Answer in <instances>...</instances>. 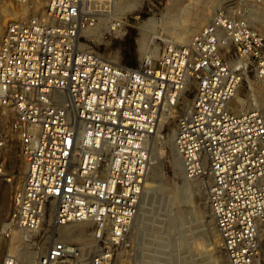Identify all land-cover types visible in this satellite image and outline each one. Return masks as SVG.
<instances>
[{
	"label": "built area",
	"instance_id": "obj_1",
	"mask_svg": "<svg viewBox=\"0 0 264 264\" xmlns=\"http://www.w3.org/2000/svg\"><path fill=\"white\" fill-rule=\"evenodd\" d=\"M115 2L47 0L44 21L14 22L0 40V110L24 163L0 226V264H26L9 249L18 232L31 248L46 232L28 264H111L131 238L160 114L176 109L190 80L174 138L184 174L203 183L228 263L264 264V116L231 109L249 72L264 84V35L248 22L264 0L218 7L185 44L168 42L137 67L79 48L100 19L121 32ZM5 147L0 130V180L11 182ZM78 222L91 224L89 243L56 238Z\"/></svg>",
	"mask_w": 264,
	"mask_h": 264
},
{
	"label": "rangeland",
	"instance_id": "obj_2",
	"mask_svg": "<svg viewBox=\"0 0 264 264\" xmlns=\"http://www.w3.org/2000/svg\"><path fill=\"white\" fill-rule=\"evenodd\" d=\"M34 1L29 0L21 4L11 0H0V40L10 24L32 20ZM116 1L118 2V0ZM234 1L236 0H211L208 6L211 5L213 9L206 11L208 17L218 7L227 4L232 5ZM46 3L47 0H44L43 11ZM204 4V0H138L135 9L125 13L116 10L113 13V19L122 18L124 22L121 32L113 33L109 28V19L103 18L102 22L99 20L97 23V31L94 35L90 34L91 37L87 38L82 34L80 42L84 44L85 50H93L99 53L108 62L137 67L145 56L138 45L141 37L140 25L143 22L152 18L155 21L154 29H148L147 50L145 49V52L151 59H157L161 55L166 42L175 43L169 35V28H178V25L180 27L181 24H184L183 19L194 12L195 6L201 8ZM253 10V16L260 15L264 20V12H261L264 10L261 6H256ZM169 16H172L175 21L168 23ZM207 21L208 19L191 24L188 39ZM258 24L254 28L258 33L264 35V27L261 28ZM106 28L108 31L105 30ZM154 48L157 49V53H152ZM250 86L254 91L258 89V91L264 92V85L254 79L253 73L249 72L248 76L242 81L236 96L241 100H245L247 97L254 100L255 92L249 90ZM195 88L196 82L191 80L188 89L180 96L176 109L171 112L170 116L168 115L167 122L161 126L158 138L154 136L148 142L150 167L145 180L147 187H150V189H147L144 201L142 200L139 203V215L133 225L130 240L118 250L111 264H229L221 249L220 242L215 247L209 235L210 229L215 225L207 203L203 183L199 179H190L185 176L183 168L182 175L176 176L173 168L175 153L173 145L177 130V117L184 111V106L191 103ZM236 96L231 103V109L241 111L242 107L236 100ZM258 109L262 111L261 106H258ZM10 118V114H2L0 110V130L6 135V147L1 150V158L5 163L6 174L12 177L11 182L0 180V226L9 209L13 191L19 185L24 171L18 139L9 130ZM152 146H155V153L152 151ZM156 157L158 159L157 171L150 172L153 159ZM180 181L197 185V190L196 188L195 191L182 189L178 183ZM199 192L200 194H198ZM170 214L174 219L168 225L167 218ZM49 224L50 222L46 221L39 234L48 229ZM83 224L84 233H89L91 226L86 225V223ZM168 226L171 228H168ZM59 230L55 233L58 239L62 238ZM38 237L39 235H34V238L37 239ZM16 241L13 240L10 250L18 255V250H22L24 247H21V241ZM29 250L36 252L35 257L41 252L40 250L37 252V245H32ZM33 258L34 256L25 261L31 262Z\"/></svg>",
	"mask_w": 264,
	"mask_h": 264
},
{
	"label": "bare ground",
	"instance_id": "obj_3",
	"mask_svg": "<svg viewBox=\"0 0 264 264\" xmlns=\"http://www.w3.org/2000/svg\"><path fill=\"white\" fill-rule=\"evenodd\" d=\"M34 2H35V5H34ZM34 2H33L34 8H32V9H34V12L32 11L33 15H31V18H32L31 21H35V22L44 21L45 20V10L44 11L42 10L43 4H44V0H35ZM116 2H115V5H114V12L117 10L120 13H125L127 11H131V10L135 9V7L138 5V0H118L117 4H116ZM204 3H205L204 6L201 7V8H196V6H195L194 10H193L194 12L190 13L185 19H183L184 24H181L180 27L178 25L177 26L178 28H174V29L169 28L170 29L169 30V32H170L169 35H171V38H173L175 43H177V44H185L189 40L188 39L189 38L188 34H189V31H190L191 24H194V23L196 24V23H198L200 21L207 20V19L209 20L210 19L211 16L208 17V14H207L206 11L210 10L211 8L213 9V7L211 5L208 6L211 3V0H204ZM261 7H262V10H264V5H262ZM253 8L251 9L250 14L248 15L249 24L253 28L258 23H259L258 24L259 27H261V28L264 27V20H262V18H261L262 16L261 17H260V15L259 16H257V15L253 16V11H254ZM261 12H264V11H261ZM181 15H183V14H181ZM169 17L170 18L167 19L168 23L169 22L172 23L173 21H175V19L172 16H169ZM100 21L102 22V19H100ZM252 21L254 22V24H253ZM154 27H155V21H154L153 18L146 20L145 22H143V24L140 25L141 37L139 39L138 45H139V48H140L142 54L145 55L143 58H151L150 56L146 55L147 53L145 52V49H146L147 42H148V39H147L148 29L152 30V29H154ZM105 30L108 31L107 28ZM96 31H97V26H95L92 29L84 30V31L81 32V34L85 35L87 38H90L91 37L90 34L94 35V33ZM116 33H118V32H116ZM99 39H100V37H99ZM84 47H85L84 44H82L80 42L79 43V48L85 50ZM153 52L157 53V49L156 48L152 49V53ZM190 82H191V80L188 82L185 90L188 89V86H189ZM259 83L262 84L261 82H259ZM262 85H264V84H262ZM249 90L251 92H255L254 100L251 101L248 97L245 100H241L239 97H237L235 95L236 96V100L239 102V105H241V107H242V110L241 111H235L234 108H233L234 112L235 113H241V112H245V111H249L251 109H254L255 107L258 108V106H261V108H262L261 113H262V116H264V92H260V91H258V89H256V91H254L251 86H250ZM234 98H233V100H234ZM233 100H232V102H233ZM184 107H185L184 111H187L189 109V107H190V103H188V105L184 106ZM168 110L169 109H167V110L165 109V111H163L160 114L159 121L157 123V127H156V130H155V133H154L153 137L156 136V138H158V134H159V130L161 129V126L165 122H167L168 115L169 116L171 115L172 111H168ZM173 147L175 148L174 145H173ZM151 148H152L153 153H155V150H154L155 146H152ZM148 150H149V144H148ZM174 151H175V153H174V156H173V168H174V171L176 173V176H178L180 174L182 175L183 163H182L181 157L177 154L176 149H174ZM152 164H153V166H152V169L150 170V172H156L157 171L156 165L158 164L157 157L153 159V163ZM149 167H150V151H149V161H148V166H147L145 177H146V175L148 173ZM183 171H184V169H183ZM178 183L180 184V187L182 189H186V190H188V189L194 190L197 187V185H192V184H189L188 182H185V181H180ZM147 189H150V187H147V182H146V180L144 178L143 186H142V195L143 196H141V200H140L141 202L144 199V197H146L145 195H146ZM196 190H197V188H196ZM198 194H200V192ZM199 199H200V196H199ZM138 215H139V213H138ZM173 219L174 218L170 214L168 216V218H167L168 225H170L173 222ZM47 221L50 222V217L47 219ZM83 223H86V225H91L88 222H78V223H69L67 225L59 227L60 230H59V228H58V230H59L60 236H62V238H59V239L57 238V239L60 240V241L66 242V243H68V242L89 243L90 240H91L90 239L91 238V230L89 229V233H87V234L84 233V231H83L84 229H82V226L84 225ZM213 223H214V221H213ZM214 225H215V223H214ZM168 228H171V227L168 226ZM58 230H57V232H58ZM209 232H210L209 235H210V238L212 240V244L215 247H217L219 245L220 238H219L218 232L216 230V227L213 226L210 229ZM26 237H29V234H25V233H22V232L15 233L12 236V238H11L9 249H11V246L13 244V240H15V241L17 240V241L20 242L22 239H24ZM46 242H47V238H46V232H45L44 233V237L42 239H40L39 243L37 244V249H38L37 252H39V250L41 252L43 251V248H44V245L46 244ZM20 243L22 244L21 247L22 248L24 247V248L22 250L19 249L21 252L18 250V255L19 256L16 253H13V252L12 253L18 259L22 260L26 264L32 263L35 260L36 252H34L32 250L34 252V255H33V252H31L29 250V249H31L30 248V244L24 243V240H22ZM28 246H29V249H28ZM123 246L124 245H122L120 248H122ZM16 247H17V245H16ZM10 252H11V250H10ZM33 256H34L33 261H31V262H26L25 261V260H28V259L32 258Z\"/></svg>",
	"mask_w": 264,
	"mask_h": 264
}]
</instances>
